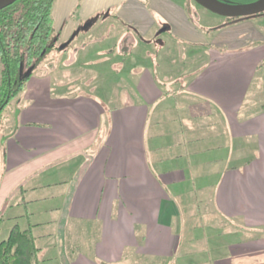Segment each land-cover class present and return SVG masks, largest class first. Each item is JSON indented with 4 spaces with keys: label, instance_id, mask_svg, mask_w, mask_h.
<instances>
[{
    "label": "crops",
    "instance_id": "obj_1",
    "mask_svg": "<svg viewBox=\"0 0 264 264\" xmlns=\"http://www.w3.org/2000/svg\"><path fill=\"white\" fill-rule=\"evenodd\" d=\"M187 2L55 0L61 44L99 18L132 35L81 39L64 67L92 79L48 78L2 177L0 240L29 229L34 264H264V18L205 29Z\"/></svg>",
    "mask_w": 264,
    "mask_h": 264
},
{
    "label": "rangeland",
    "instance_id": "obj_2",
    "mask_svg": "<svg viewBox=\"0 0 264 264\" xmlns=\"http://www.w3.org/2000/svg\"><path fill=\"white\" fill-rule=\"evenodd\" d=\"M252 1L254 0H232V2L236 4L249 3ZM187 6H190L195 11L198 16L199 25L203 28H205L211 20L220 24H223L226 21V17L204 9L194 0H188ZM261 17L264 18V15ZM201 22L205 26L202 25ZM126 30L127 27H124L121 23L115 21L112 17L104 19L99 18L88 27L83 25L81 32L76 34L74 40L64 47L65 49L61 48L62 44H60V46L56 45L50 49L45 57L39 60L35 70L32 71L30 76H28L29 78L25 87L18 96L10 101L6 109L0 115V183L3 179L2 177L10 168L13 171L21 170L20 165L23 163L22 160L26 158V154H24L26 151L23 149L25 144L24 139L26 138L24 129L27 126V122L29 120H34L36 123H30L31 127H34L36 131H40L42 122L41 103L47 100L46 97H42V94L45 92V88L48 85V78H50L49 84H54L59 81L71 84L90 81L92 79L90 75L76 73L78 72L77 70L73 71L68 68L66 69L67 66L64 67L65 62L66 64H71L70 62L75 60V46L81 44V39L89 38L90 40L97 38L99 40L94 41L95 44H93V47L95 48L91 49V54L93 55L94 52H99V50L109 49L108 45L117 46L115 43H117L118 39L121 37H130L132 33H130L131 35L126 36ZM141 49L142 48L138 46L133 48V53L126 57H122L123 55L119 56V52H116L118 54H115L114 56L110 54L111 59L114 58L115 61H123V63L129 65L137 60L139 57L138 54L140 55L142 51ZM148 49H153V46H150ZM104 57L106 56H88L86 59H82L81 63L87 62L88 64L85 66L88 70L101 71L110 64L104 62ZM81 63L75 64V66H81ZM60 67H62V70H60ZM97 81L98 82L96 83L103 86L111 83L108 78L102 76H98ZM16 129L17 131H15ZM2 236L4 238L6 237V235Z\"/></svg>",
    "mask_w": 264,
    "mask_h": 264
},
{
    "label": "trees",
    "instance_id": "obj_3",
    "mask_svg": "<svg viewBox=\"0 0 264 264\" xmlns=\"http://www.w3.org/2000/svg\"><path fill=\"white\" fill-rule=\"evenodd\" d=\"M234 3L232 0H221ZM55 0H16L0 10V115L10 101L18 96L29 77L26 71L58 45L59 33L54 26L52 9ZM188 7L191 19L199 25L195 11ZM264 13L231 18L226 17L222 28L238 21L263 16ZM65 49V48H64ZM3 218H0V223ZM38 247L29 229L14 225L9 236L0 240V264H34Z\"/></svg>",
    "mask_w": 264,
    "mask_h": 264
},
{
    "label": "water",
    "instance_id": "obj_4",
    "mask_svg": "<svg viewBox=\"0 0 264 264\" xmlns=\"http://www.w3.org/2000/svg\"><path fill=\"white\" fill-rule=\"evenodd\" d=\"M16 0H0V10L13 4ZM207 10L216 13L224 17L239 18L254 16L264 13V0H254L249 3L236 4L223 2L221 0H194ZM89 23L84 26L87 27ZM80 30V29H79ZM74 38V36L72 37ZM65 42L61 45L64 48L68 43ZM34 65H32L25 73V76H30L33 71Z\"/></svg>",
    "mask_w": 264,
    "mask_h": 264
}]
</instances>
